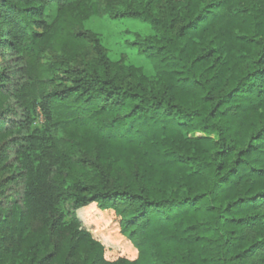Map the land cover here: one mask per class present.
<instances>
[{"label":"trees","instance_id":"16d2710c","mask_svg":"<svg viewBox=\"0 0 264 264\" xmlns=\"http://www.w3.org/2000/svg\"><path fill=\"white\" fill-rule=\"evenodd\" d=\"M85 5L0 0V264H264V0H108L150 75Z\"/></svg>","mask_w":264,"mask_h":264},{"label":"rangeland","instance_id":"374dc122","mask_svg":"<svg viewBox=\"0 0 264 264\" xmlns=\"http://www.w3.org/2000/svg\"><path fill=\"white\" fill-rule=\"evenodd\" d=\"M77 0H64L66 4H71ZM108 0H86V5L81 8H72L70 10V20L74 28H82L84 31H90L99 36L102 44L106 48L107 54L112 61H120L125 64H131L142 67L147 74H152L149 62L136 49L131 46L130 41L138 35H147L152 33L150 25L141 20L129 17H112L109 11L105 9ZM58 14L57 4H52L46 10L45 16L49 22H52ZM83 50L82 56L92 55V49L89 46ZM67 54V53H66ZM64 50L50 51L46 54L44 61L49 64L62 59L69 60V56ZM42 120L39 116L38 122ZM202 136V133H196ZM81 149L76 150L78 153ZM9 162H14V151H9ZM16 164V162H14Z\"/></svg>","mask_w":264,"mask_h":264}]
</instances>
